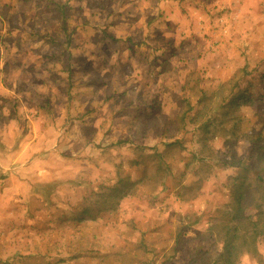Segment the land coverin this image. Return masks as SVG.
Returning a JSON list of instances; mask_svg holds the SVG:
<instances>
[{
	"label": "rangeland",
	"instance_id": "1",
	"mask_svg": "<svg viewBox=\"0 0 264 264\" xmlns=\"http://www.w3.org/2000/svg\"><path fill=\"white\" fill-rule=\"evenodd\" d=\"M233 79L246 94L243 134L228 144L217 134L210 157L254 163L250 138L264 143V0H0V264H211L207 221L229 201L223 186L236 170L217 166L187 200L195 126L178 137L186 149L163 157L167 189L153 201L138 185L140 196L101 214L98 193L118 166L135 182L154 172L183 100ZM258 243L260 256L239 264H264V236Z\"/></svg>",
	"mask_w": 264,
	"mask_h": 264
},
{
	"label": "trees",
	"instance_id": "2",
	"mask_svg": "<svg viewBox=\"0 0 264 264\" xmlns=\"http://www.w3.org/2000/svg\"><path fill=\"white\" fill-rule=\"evenodd\" d=\"M227 89L229 94H225ZM238 94L242 95V87L238 80L233 79L222 83L215 90H199L195 104H192L189 98L184 99L182 103L185 104V109L177 118L179 124L175 125L173 129L176 132L174 140L166 144L163 153L155 152L154 154L159 157L154 172L151 174L144 172L140 180L135 182L128 174L124 173L121 166H118L116 182L111 186L102 185L100 187L102 192L98 193L100 196L98 213L115 211L125 198L140 196L138 185L147 189L146 198H151L154 195L157 197L161 192L166 191V178L171 164L164 161L163 157L173 150L186 149L183 146V141L178 137L184 134L188 123L195 126L198 131L201 151H199V168L192 172L197 178L194 188L196 194L187 200L191 201L197 197L198 190L202 188L201 184L209 180L217 166L223 170L231 168L236 170L235 174L227 176L223 186L228 192L229 201L222 208H217L207 221V232L211 239L213 238L218 250L216 258L211 264H239L244 255L251 258L259 257L258 240L264 236V143L261 142L260 146L261 134L258 139L250 138L255 153L257 152L254 163L251 162L252 157H248L237 162L233 158L229 162L223 161L218 164V162L214 163L213 158L210 157V154H215L217 150L214 151L210 148L209 141L217 138V134L228 136L227 144L230 143V140L239 139L243 134L239 109L242 104L247 102L241 98L246 94L241 97ZM196 158L197 155H194V159ZM139 159L141 160H134L132 165L143 164L144 157L139 156ZM185 167L189 169V163H185ZM202 172L205 173L204 176ZM190 188L191 186H188V190ZM151 201H153L152 198ZM91 211L92 209L89 208L85 212L87 215H91ZM91 219L96 220V218ZM200 219L201 216H198L192 225L199 224ZM189 228V225L179 228L178 233L174 236L175 250H178L180 246L183 247L184 242L189 238ZM139 247L146 252L153 251V248L151 251L147 249L145 242H141ZM202 255H207V253L202 252ZM204 260L205 257L202 256L200 264H203ZM160 264L175 263L173 259L165 258Z\"/></svg>",
	"mask_w": 264,
	"mask_h": 264
},
{
	"label": "crops",
	"instance_id": "3",
	"mask_svg": "<svg viewBox=\"0 0 264 264\" xmlns=\"http://www.w3.org/2000/svg\"><path fill=\"white\" fill-rule=\"evenodd\" d=\"M159 2L158 1H156V4H158ZM180 19V18H179ZM199 22V21H198ZM198 22H197V24H198ZM150 23H152L151 21H150ZM92 44V43H91ZM97 48H99V47H97ZM99 73H97V74H100V73H102V74H105V73H103V72H100V71H98ZM102 74H100V75H102ZM41 111H42V109H41Z\"/></svg>",
	"mask_w": 264,
	"mask_h": 264
}]
</instances>
